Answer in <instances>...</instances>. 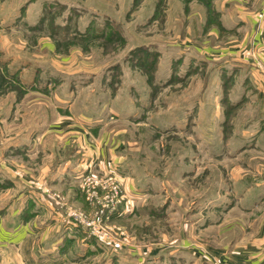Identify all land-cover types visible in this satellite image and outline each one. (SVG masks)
<instances>
[{
    "label": "crops",
    "instance_id": "crops-1",
    "mask_svg": "<svg viewBox=\"0 0 264 264\" xmlns=\"http://www.w3.org/2000/svg\"><path fill=\"white\" fill-rule=\"evenodd\" d=\"M153 1L136 8L132 4L128 27L111 18L121 23L127 48L132 40L141 44L132 50L152 46L159 53L157 66L169 67L172 74L185 62L194 69L202 60L222 78L233 75L235 82H241V97L237 101L230 97L229 108L238 107L231 139L224 145L223 131L220 136V158L230 154L229 164L221 166L225 180L234 186L222 192L221 201L231 200L229 208L213 211L207 205L211 201L207 193L194 196L192 204H202L188 212L192 229L188 244H183L206 264H264V24L256 30L264 0H165L164 21L158 20L161 13ZM155 24H159L156 30L139 38L130 29L135 26L141 31ZM153 36L157 44L149 42ZM66 77L60 74L55 88L73 92L72 101H13L12 115L0 113L1 131L5 118L13 121L21 120L23 114L33 115L30 130L19 133L15 128L7 141L0 137V186L7 198L11 195L0 207V264H176V257H168L178 251L179 244H144L135 240L125 223L134 214L130 197L142 200L145 194L149 199L150 190L158 185L156 173L144 169L131 155L128 135L111 125L110 115L100 120L97 115L78 112L77 105L84 101H76L77 79L73 88ZM223 83L211 85L213 92L220 88L223 93ZM208 102L198 101L193 121L198 116L205 118ZM220 105L216 104L217 111ZM232 136L234 150L229 145ZM210 150L209 146L202 150L195 144L190 147L193 156L189 159L195 165L192 175L200 168L195 155ZM89 165L98 173L116 171L123 180L126 198L110 217V223L127 234L121 241L94 238L68 216V205L89 209L77 180ZM137 166L144 169L142 175L136 172ZM14 188L19 191L14 193Z\"/></svg>",
    "mask_w": 264,
    "mask_h": 264
},
{
    "label": "rangeland",
    "instance_id": "rangeland-1",
    "mask_svg": "<svg viewBox=\"0 0 264 264\" xmlns=\"http://www.w3.org/2000/svg\"><path fill=\"white\" fill-rule=\"evenodd\" d=\"M147 1L0 0V113L12 115L10 104L13 101H72L73 92L56 89L55 84L60 74L69 77L73 88L77 79L76 101H84L77 105L78 112L85 116L97 115L100 120H107L110 115L111 125L128 135L125 139L131 147V155L143 163L144 169L157 175L158 185L150 190L149 199L146 200L145 194L142 200L130 197L134 214L126 219L128 230L135 240L147 245L179 244L174 253L177 256L169 253L168 257H176V264H206L183 244L187 243L192 229L188 212L202 204L196 201L193 205L192 198L206 193L211 199L207 205L213 211L229 208L231 200L221 201L224 199L222 192L234 186L225 180L221 168L222 163L229 164L230 154L220 158L223 152L220 136L223 131L224 145L231 139L238 107L229 108L230 97L233 101L241 97V82H235L233 75L222 78V74L214 73L212 66L204 65L202 60L197 61L198 67L194 69L189 67L190 62H185L178 73L172 74L167 71L169 67L157 66L155 48L132 50L141 45L133 40L127 48L122 42L126 33L116 25L124 22L127 26L132 4L136 8ZM156 2L161 13L158 20L164 21L165 0H155L153 6ZM263 24L264 10L257 16L256 30ZM158 25L141 31L135 26L130 29L139 38L140 34L144 36L156 30ZM166 35L170 37V33ZM149 42L157 44L159 41L153 36ZM50 48L54 52L49 51ZM222 81L224 92L220 94V88L213 92L211 85L214 88ZM87 86L94 88L91 90ZM198 101H209L204 108L206 116L204 119L198 116L193 121ZM216 104L220 105L218 111ZM23 109L28 110L27 107ZM22 117L21 120H2L5 129L0 130V137L7 141L15 128L19 133L30 130L33 115L27 113ZM13 123H19L20 127H12ZM235 125L239 123L235 121ZM234 142L232 136L229 144L232 150ZM194 144L200 150L204 146L211 149L207 154L195 155L200 158L196 162V167H200L196 176L192 175L195 165L189 159L193 155L188 152ZM144 169L137 166L136 172L142 175ZM84 171L77 176L79 183ZM2 190L0 186V207L11 196L8 194L7 198ZM21 190L26 192L23 187ZM18 191L14 188V193ZM123 194L126 198L124 188ZM56 196L61 199L60 195ZM229 196L230 193L228 198L231 199ZM68 208L82 210L75 205H68ZM126 237L112 232L107 242L114 243Z\"/></svg>",
    "mask_w": 264,
    "mask_h": 264
},
{
    "label": "built area",
    "instance_id": "built-area-1",
    "mask_svg": "<svg viewBox=\"0 0 264 264\" xmlns=\"http://www.w3.org/2000/svg\"><path fill=\"white\" fill-rule=\"evenodd\" d=\"M259 27L257 30H260ZM94 166V165H93ZM88 166L80 178V191L89 209L68 208L69 218L77 226L86 229L93 237L109 241L112 232L125 237V231L111 227L108 221L124 202L123 180L116 171L98 173Z\"/></svg>",
    "mask_w": 264,
    "mask_h": 264
},
{
    "label": "trees",
    "instance_id": "trees-1",
    "mask_svg": "<svg viewBox=\"0 0 264 264\" xmlns=\"http://www.w3.org/2000/svg\"><path fill=\"white\" fill-rule=\"evenodd\" d=\"M113 23H114V22H113ZM116 26H118V27H121V28H122V26H121V25H120V26H119V25H116ZM122 39H123V41H122V42H124V44H125V43H126V40H125V38H124V37H122ZM151 47H152V46H151ZM141 48H149V47H141ZM152 48H153V47H152ZM155 52L157 53V61H156V64H157V62H158V58H159V53H158L157 51H155ZM156 64H155V66H156ZM112 215H113V214H112ZM112 215H111V216H112ZM108 223H109V224H111V223H110V219H109ZM94 238H95V237H94Z\"/></svg>",
    "mask_w": 264,
    "mask_h": 264
}]
</instances>
